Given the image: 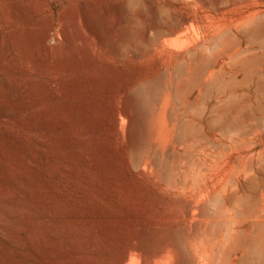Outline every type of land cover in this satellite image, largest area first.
<instances>
[{"label":"rangeland","instance_id":"obj_1","mask_svg":"<svg viewBox=\"0 0 264 264\" xmlns=\"http://www.w3.org/2000/svg\"><path fill=\"white\" fill-rule=\"evenodd\" d=\"M127 3L0 0V262L179 264V231L193 264H264V0H138L149 44L120 54ZM159 78L135 165L134 91Z\"/></svg>","mask_w":264,"mask_h":264},{"label":"bare ground","instance_id":"obj_2","mask_svg":"<svg viewBox=\"0 0 264 264\" xmlns=\"http://www.w3.org/2000/svg\"><path fill=\"white\" fill-rule=\"evenodd\" d=\"M137 1L138 0H128V3L125 5V7H124V9L122 10V9H119L118 11H117V13H116V19H117V23H116V28H120V30L122 31V34H121V36H120V39H119V41H118V43L115 45V48L113 49L115 52H119L120 54H123V53H125L126 51H129V49H137V48H141V47H145L147 44H149V41H148V38L145 36V35H142V36H136L135 35V33H134V31H133V26L131 25V23H130V20H129V9H131L132 8V6H134L136 3H137ZM160 12H158V13H156L157 14V16H158V18H162L163 17V14H164V11L162 10V9H160L159 10ZM163 13V14H162ZM26 14V13H25ZM26 17V16H25ZM85 27H86V33L87 34H89V36L92 38V36H93V38L95 37V38H97V39H100L101 38V36H100V32H98L97 30H95V28L93 27V26H90V25H88L87 23L85 24ZM65 30V29H64ZM158 31V30H157ZM159 32V31H158ZM46 33V32H45ZM63 33V32H62ZM160 33V35H161V32H159ZM163 34H165L164 32H162ZM79 34V33H78ZM169 34V33H168ZM166 35V34H165ZM254 35V34H253ZM253 35H251L250 36V39L253 37V38H255ZM167 36V35H166ZM162 37H163V35H162ZM165 37V36H164ZM66 38V37H65ZM248 38H249V36H248ZM45 39V38H44ZM52 39V38H51ZM77 39H78V36H77ZM79 39L80 40H83V36L82 37H80L79 36ZM78 39V40H79ZM85 39V38H84ZM249 39V40H250ZM86 40H87V38H86ZM261 41V44H262V40H260ZM36 43V42H35ZM82 43H84V42H82ZM264 43V42H263ZM85 44V43H84ZM258 44H260V43H258ZM87 45V44H86ZM40 46V45H39ZM263 46H264V44H263ZM46 47V46H45ZM38 48V47H37ZM36 48V49H37ZM52 48V47H51ZM90 49V48H89ZM52 50V49H51ZM30 51V50H29ZM38 52V51H37ZM45 52V51H44ZM58 53V52H57ZM53 54V53H52ZM192 56V59H193V56H194V54H191ZM233 57V56H232ZM37 58V57H36ZM55 58V57H54ZM194 58H195V56H194ZM235 58H238V57H234V59ZM191 59V58H190ZM231 59V58H230ZM233 61V60H232ZM236 61V60H235ZM193 62H195V61H193ZM197 63V62H196ZM200 62H198V67L200 68H202L203 66H201V63L199 64ZM203 63H205V62H202V65H203ZM184 65V64H183ZM182 65V66H183ZM200 65V66H199ZM209 66H210V64H208ZM230 65V64H229ZM208 66V67H209ZM212 66V65H211ZM213 67V66H212ZM231 67V66H230ZM204 68V67H203ZM207 68V67H206ZM211 68V67H210ZM209 69V68H208ZM198 72V71H197ZM196 72V73H197ZM195 73V72H194ZM195 75L193 74V77H194ZM160 79V78H159ZM154 79V80H152V81H149V82H147V83H144V84H141L139 87H137V89H135V91H134V94H135V103H134V105H135V107H136V109H137V118L139 119V120H143L144 118H146L148 115H151V112H152V108H153V105H154V103H156V101L158 100H160V99H158V98H160L159 97V88H161L160 87V84H161V82L163 83V80L162 79ZM198 79V75H197V77H196V80ZM162 80V81H161ZM195 81V80H194ZM217 83V82H216ZM216 83H214V84H216ZM213 83H211V86L209 85H207L208 87L207 88H210V87H212V86H214V85H212ZM161 86H162V84H161ZM1 87V86H0ZM2 88V87H1ZM0 88V96H2V97H4V98H11V97H13V90L11 91V90H8V88L7 89H5L4 87H3V89H1ZM206 88V90H208ZM210 90V89H209ZM176 96V95H175ZM155 110V109H154ZM3 111V110H2ZM7 115H8V113L7 112H5ZM155 113V112H154ZM10 115V114H9ZM0 117L2 118V117H7L4 113H0ZM8 117H10V116H8ZM149 117V116H148ZM9 119V118H8ZM11 119V118H10ZM128 119V118H127ZM11 120H13V119H11ZM129 123H130V130H131V134H130V137H131V139H132V141H131V147H130V149H131V153H132V158H133V163L135 164V165H139L145 158H146V156H145V145H146V142H145V138H144V134H143V131H144V129L142 130V125L144 124L143 123V121H142V124L140 125V124H138L137 123V120H132V119H129ZM114 124L116 125V122L114 121ZM138 124V125H137ZM115 127V126H114ZM182 129V128H181ZM183 130H185V129H183ZM115 131V130H114ZM116 132V131H115ZM181 132V131H180ZM184 132V131H183ZM130 139V138H129ZM168 164L170 163V161L169 162H167ZM165 166H167V167H165V172H164V179H167V181H169V180H171L172 179V172H173V167H172V165L171 164H169V165H165ZM166 181V180H165ZM260 214V213H259ZM249 216V215H248ZM263 216V215H262ZM261 216V217H262ZM254 219V218H253ZM263 225V224H262ZM16 226V225H15ZM256 227V226H255ZM259 228H255V229H260L261 227L264 229V226H258ZM261 228V229H262ZM254 229V230H255ZM263 229H262V232H263ZM257 230V231H258ZM209 232V231H208ZM256 232V231H255ZM254 232V233H255ZM258 232H260V230L258 231ZM262 232H261V234H262ZM33 233H35V232H33ZM240 233H241V230H240ZM247 233V232H246ZM252 233H253V231H252ZM182 234H184V233H182V232H179V231H173L169 236H170V242H171V247L172 248H174L175 250H177L178 252H180V258H179V260L180 261H178L179 262V264H193V263H191V258L189 259V256H187L188 255V252L187 251H185V247H183L184 246V242H183V240H182ZM194 234V233H193ZM260 234V236H263V235H261ZM258 235V234H257ZM39 237V235H36V237ZM184 236V235H183ZM193 236H195V235H193ZM199 236V235H198ZM201 236V235H200ZM260 236H257V237H260ZM5 237V236H4ZM35 236H33V238H34ZM251 237V236H250ZM169 238V237H168ZM193 238H195V237H193ZM38 239V238H37ZM251 240L253 239L252 237L250 238ZM7 240V239H6ZM9 240V239H8ZM13 240V239H12ZM44 241H45V239H43ZM260 241V242H259ZM8 242V241H7ZM6 242V243H7ZM9 242H11V243H13L12 241H9ZM15 242V241H14ZM20 242V241H19ZM18 242V243H19ZM205 242V241H204ZM16 243V242H15ZM44 243L45 242H43V245H44ZM223 243V242H222ZM262 242H261V240L259 239V238H257V240H254V242L250 245V249H248L247 251H249V255L251 256V255H253V254H255V255H253V256H255L256 257V254L257 255H259V256H261V252H263L262 251V248H263V243L261 244ZM48 244V243H47ZM11 245V244H10ZM21 245V243H19V246ZM53 245V247L55 246V244H52ZM261 245H262V247H261ZM44 246H46V245H44ZM56 247H58L57 245H56ZM170 247V248H171ZM17 248H19V247H17ZM249 248V247H248ZM247 249V248H246ZM170 250V249H169ZM169 250H168V252H169ZM220 251V250H219ZM131 251H128L127 253H125L123 256H122V258H121V263L120 264H122L127 258H128V256L130 255L129 253H130ZM172 252V251H171ZM186 252H187V254H186ZM216 252H218V250L216 251ZM170 254V253H169ZM169 254L167 253V257H172V253L170 254L171 256H169ZM174 254V253H173ZM217 254V253H216ZM215 254V255H216ZM229 254H230V252H229ZM248 254V253H247ZM176 255V254H175ZM174 256V255H173ZM178 256V255H177ZM246 256V255H245ZM263 256V255H262ZM165 257H166V255H165ZM176 257V256H175ZM250 258L251 257H249V259L248 260H250ZM251 259H253V257L251 258ZM257 259V258H256ZM264 259V258H263ZM6 260V259H5ZM45 260L46 259H44L43 261L45 262ZM176 260V259H175ZM241 260H242V258H241ZM171 261H173L172 259H169V262H171ZM240 261V260H239ZM251 261V260H250ZM253 262L255 261V259L254 260H252ZM262 261V260H261ZM260 261V262H261ZM8 262V261H7ZM166 262V261H165ZM175 262V261H174ZM177 262V263H178ZM45 263H47V262H45ZM210 263H211V261H210ZM209 263V264H210ZM250 263V262H249ZM258 263H259V261H258ZM0 264H2V262H0ZM169 264H174L173 262H171V263H169ZM204 264V263H203ZM242 264V263H241ZM243 264H244V260H243ZM247 264V263H246ZM254 264V263H253Z\"/></svg>","mask_w":264,"mask_h":264}]
</instances>
